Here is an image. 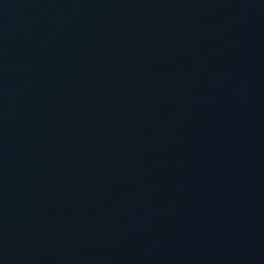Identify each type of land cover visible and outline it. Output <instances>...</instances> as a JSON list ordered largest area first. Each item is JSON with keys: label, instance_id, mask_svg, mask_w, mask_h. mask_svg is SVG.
Listing matches in <instances>:
<instances>
[{"label": "water", "instance_id": "1", "mask_svg": "<svg viewBox=\"0 0 264 264\" xmlns=\"http://www.w3.org/2000/svg\"><path fill=\"white\" fill-rule=\"evenodd\" d=\"M0 264H264V0H0Z\"/></svg>", "mask_w": 264, "mask_h": 264}]
</instances>
